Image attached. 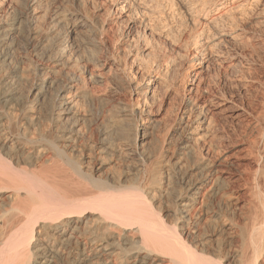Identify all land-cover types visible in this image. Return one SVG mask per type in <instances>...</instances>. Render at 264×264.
Listing matches in <instances>:
<instances>
[{
  "label": "bare ground",
  "instance_id": "obj_1",
  "mask_svg": "<svg viewBox=\"0 0 264 264\" xmlns=\"http://www.w3.org/2000/svg\"><path fill=\"white\" fill-rule=\"evenodd\" d=\"M256 93L264 0H0V264H264Z\"/></svg>",
  "mask_w": 264,
  "mask_h": 264
},
{
  "label": "rangeland",
  "instance_id": "obj_2",
  "mask_svg": "<svg viewBox=\"0 0 264 264\" xmlns=\"http://www.w3.org/2000/svg\"><path fill=\"white\" fill-rule=\"evenodd\" d=\"M165 47H163V48H165V49H167L168 51H166V55H170V56H176L175 55V53H174V51H173V48H170V47H172L168 42H166L165 44ZM167 47V48H166ZM163 51H165V50H163ZM172 55H171V54ZM174 54V55H173ZM176 58H177V56H176ZM213 76H211L212 78L216 75V73H214V74H212ZM208 82L210 83L211 81H210V79L208 78ZM165 89H164V91L163 90H160V93H162L161 94V97L159 98V101L156 103V105L155 106H153L152 108H153V113H154V115H156V117H158L160 120L162 119V121L164 122H162L163 124H164V126L165 127H163V126H161V128H159V129H156V131H157V134H159V136L162 134V136L165 134V132H166V126L168 127L169 125H171V121H175V120H177L176 119V115H175V112L177 113V109H179L178 108V106H180L179 105V99L177 98V99H175V98H173V96H174V94H173V92L171 91H169V90H167L168 92L166 93L167 95H165ZM173 94V95H172ZM170 95V96H169ZM256 95H258V96H256ZM256 95H254V97L256 98L257 97V99H259V100H256L255 98H254V104H253V106H254V108L252 107L251 108V111H252V113H253V118L254 119H256L257 120V117L258 118H260L259 116H261V115H263V113H261V111H263V109H261V111L259 110L260 108H258V107H261V100H260V94H258V93H256ZM165 98V99H164ZM171 98V99H170ZM174 100H176V101H174ZM161 99V100H160ZM178 100V101H177ZM259 101L258 103L256 102V101ZM171 101V102H170ZM177 103V104H176ZM256 103V104H255ZM170 104V105H169ZM174 104V105H173ZM258 105V106H257ZM172 106V107H171ZM173 106H175V107H177V108H175V107H173ZM169 108V109H168ZM172 108H175V109H172ZM258 108V110L256 111V109ZM250 109V108H249ZM252 109H255L254 111L255 112H253V110ZM168 112V113H167ZM171 112H172V114H171ZM168 114L170 115V116H168ZM172 115V116H171ZM171 117H172V120H171ZM166 118H167V120H166ZM226 118L228 119V120H226ZM261 118H264V117H262L261 116ZM260 118V119H261ZM168 119H169V121H168ZM167 122H166V121ZM237 119H231V118H228V117H226V116H224V115H222V116H218V118H217V122H216V128L218 129L217 131H218V133H219V135L220 136H223V137H221V139H222V141H223V143H224V145H228L230 148H233V147H236V146H238V145H240L241 144V142H242V138H243V133H244V125L245 124H242V122H240L239 120L238 121H236ZM235 121V122H234ZM165 122L166 123H170V124H168V125H165ZM219 122V123H218ZM259 122L262 124V127L264 128V119L263 120H259ZM161 123V125H163ZM172 124H175V122L174 123H172ZM218 125V126H217ZM160 127V126H159ZM165 128V129H164ZM165 131V132H164ZM224 138V139H223ZM238 143V144H237ZM233 144V145H232ZM229 147H226V148H229ZM244 200H246V198H244ZM247 201V200H246Z\"/></svg>",
  "mask_w": 264,
  "mask_h": 264
}]
</instances>
